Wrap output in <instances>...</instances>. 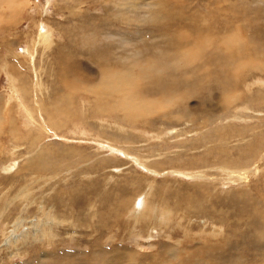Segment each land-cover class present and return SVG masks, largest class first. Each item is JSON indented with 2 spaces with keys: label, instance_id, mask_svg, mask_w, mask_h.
I'll use <instances>...</instances> for the list:
<instances>
[{
  "label": "rangeland",
  "instance_id": "obj_1",
  "mask_svg": "<svg viewBox=\"0 0 264 264\" xmlns=\"http://www.w3.org/2000/svg\"><path fill=\"white\" fill-rule=\"evenodd\" d=\"M35 23L52 44L30 52ZM118 67L128 86L96 99ZM0 69V264H264V143L246 174L233 157L250 136L226 135L256 127L264 141V0H2ZM24 94L55 131L24 125ZM122 100L141 113L126 118ZM52 217L50 245L22 246Z\"/></svg>",
  "mask_w": 264,
  "mask_h": 264
},
{
  "label": "bare ground",
  "instance_id": "obj_2",
  "mask_svg": "<svg viewBox=\"0 0 264 264\" xmlns=\"http://www.w3.org/2000/svg\"><path fill=\"white\" fill-rule=\"evenodd\" d=\"M1 1L2 0H0V3H1ZM10 6V5H9ZM10 8V7H9ZM14 8V7H13ZM38 24V23H37ZM34 27H35V32H36V35H35V32L33 33V39H32V45L33 46H30L29 47V50H30V52L31 51H34V48H35V46L37 45L36 44V41H38L39 42V46H45L46 44L48 45V48L50 47V45L52 44V42H49L50 41V38H49V34H47L46 33V31H44L42 28H38L37 27V25H36V23H35V25H33ZM227 38V37H226ZM6 46H7V44H6ZM46 48H47V46H46ZM37 51V50H36ZM33 53V52H32ZM13 55V54H12ZM30 55V54H29ZM36 55V54H35ZM34 55V56H35ZM17 56V55H16ZM32 56V55H31ZM48 58V57H47ZM186 58V57H185ZM16 59H18V58H16ZM44 59V58H43ZM9 59L8 58H6V61H8ZM18 60H20V59H18ZM23 60V59H22ZM30 60H31V58H30ZM2 61H3V58H2ZM9 62V61H8ZM47 62V61H46ZM25 63H26V61H25ZM5 64V63H4ZM19 64H22V65H25V66H27V64H24V61H19ZM3 65V64H2ZM7 65V64H6ZM10 65V64H9ZM40 65V64H39ZM124 66V65H123ZM190 66V65H189ZM41 68V67H40ZM39 68V69H40ZM120 67H118L117 69H115L116 70V72H114V73H117L116 75H117V77H116V75H115V77H114V73H111L110 71V73H111V75L113 74V77L115 78H113L111 75H110V73H107L106 74V70L105 71H102L103 72V74H104V76H101L102 74H99L100 75V77H99V81H98V83H97V86H96V90L95 89H93V90H91V92L94 94V96L96 97V99H98V97H101V99H103V95L104 94H106V95H113V94H116V89H115V83L117 82L118 84L121 82L123 85H124V87H126V86H128V84H129V77H130V74H129V71H124V72H122L121 70L124 68H120L121 70H118ZM235 68V67H234ZM38 69V68H37ZM36 69V70H37ZM42 69V68H41ZM224 69V68H223ZM1 70V69H0ZM31 70V69H30ZM103 70H104V68H103ZM118 70V71H117ZM12 71V70H11ZM45 71V70H44ZM228 71V70H227ZM235 71H236V69H235ZM234 71V72H235ZM239 71V70H238ZM21 71L19 70V67H17V72L16 73H20ZM28 72V71H27ZM101 72V71H100ZM108 72V71H107ZM213 72V71H212ZM233 72V73H234ZM245 72V71H244ZM244 72H242V73H244ZM15 73V74H16ZM26 73V72H25ZM28 73H30L31 74V71H29ZM43 73V72H42ZM216 73V72H215ZM232 73V72H231ZM235 73H237V72H235ZM241 73V72H240ZM13 74V73H12ZM11 74V75H12ZM35 74H37V73H35ZM219 74V73H218ZM223 74V73H222ZM26 75V74H25ZM41 75V74H40ZM220 75V74H219ZM211 76V75H210ZM236 76V75H235ZM238 76H242V75H238ZM19 77H21V76H19ZM22 77H24V75L22 76ZM28 77V76H27ZM188 77V76H187ZM199 77V76H198ZM202 77V76H201ZM212 77V76H211ZM217 77V76H216ZM33 78V77H32ZM38 78V77H37ZM42 78V77H41ZM186 78V77H185ZM241 78V77H240ZM15 79V78H14ZM203 79V78H202ZM224 79V78H223ZM8 80H9V78H8ZM38 80H41V79H39L38 78ZM199 82H200V80L199 79H197ZM233 80V79H232ZM13 81V80H12ZM203 81H207V80H204L203 79ZM218 81H219V79H218ZM243 81V80H242ZM32 82H33V80H32ZM194 82V81H193ZM198 82V83H199ZM222 82V81H221ZM37 83H38V81H37ZM92 83V82H91ZM219 83V82H218ZM223 83V82H222ZM225 83V82H224ZM227 83V82H226ZM235 83V82H234ZM13 84H15V83H13ZM28 84H30V83H27V85ZM33 84V83H32ZM43 84H45V83H43ZM191 84V83H190ZM203 84V83H202ZM21 85V84H20ZM47 85V84H46ZM45 85V86H46ZM188 85V84H187ZM192 85V84H191ZM223 85V84H222ZM221 85V86H222ZM228 85V84H227ZM226 85V86H227ZM24 87H25V85H23ZM39 86V85H38ZM41 86V85H40ZM112 86H114V87H112ZM42 87V86H41ZM48 87V86H47ZM224 87V86H223ZM27 88V87H26ZM20 90H21V88H19ZM28 89V88H27ZM74 89H75V87H74ZM221 89H223V88H221ZM242 89V88H241ZM23 90V89H22ZM21 90V91H22ZM87 90V89H86ZM18 91V90H17ZM25 91V90H24ZM28 91V90H27ZM41 91V90H40ZM211 91V90H210ZM19 92V91H18ZM19 93H22V92H19ZM118 93H119V91H118ZM10 94V93H9ZM25 95V94H24ZM7 96V95H6ZM11 96V95H10ZM43 96V95H42ZM12 97V96H11ZM22 96H20V98H21ZM60 98H62V97H60ZM107 98H108V96H107ZM232 99H228L227 100V98L224 100V101H222L221 102V105H219L218 104V107H220V108H222V109H230V108H235V106L236 105H234V103L236 102V99L237 98H233V97H231ZM262 98V97H261ZM6 99H7V97H6ZM22 99V98H21ZM26 99V100H25ZM25 99L23 98V102L26 104V108L27 109H24L25 111H27L26 112V117H24V120H25V123H24V125L26 126V127H28V129H31V127H30V124H31V122L35 125V127L37 128L36 129V132H37V134L38 135H40L39 137H41L42 136V134L45 132V133H49V132H53V131H55L56 130V126H55V124H54V122L53 121H51V116H50V113L48 112V107L44 104V102H43V100H42V98H41V101L38 103V104H31L30 103V99L28 100L27 98H26V95H25ZM113 100V99H112ZM106 101H108V100H106ZM239 101H240V99H239ZM21 102V101H20ZM34 102V101H33ZM32 102V103H33ZM262 102V101H261ZM264 102V101H263ZM53 103V102H52ZM107 104H109V103H107ZM261 104V103H260ZM11 105H12V103H11ZM104 105V104H103ZM258 105H259V103H258ZM100 106H102V104L101 105H99V107ZM114 106H115V109H116V107H118V108H120V110L122 111V113H123V115L126 117V118H128V119H131V118H134V117H137L140 113H141V111H142V107H141V104L140 103H134V104H132L131 102L130 103H128V105L125 103V101L124 100H122L121 102H118V103H114ZM23 107V106H22ZM60 107V106H59ZM108 107L109 108H112L113 107V105H108ZM237 107V106H236ZM106 108V107H105ZM20 109H21V107H20ZM23 109V108H22ZM72 109H73V105L71 104V103H69L68 104V107H67V111L68 112H70L71 113V111H72ZM99 109V108H98ZM97 109V112L96 113H98L99 114V112H101L102 111V108H101V110L99 109L98 110ZM109 110V109H108ZM117 110V109H116ZM150 110V109H149ZM12 111V110H11ZM20 111H22V110H20ZM13 112V111H12ZM16 112V114H17V112H19V110H16L15 111ZM73 112V111H72ZM119 112V111H118ZM8 113V112H7ZM59 113H62V111L60 110L59 111ZM74 113H76V110L74 111ZM74 113H73V115H74ZM1 114V113H0ZM19 114H21V113H19ZM9 117L11 116V114H7ZM22 115V114H21ZM58 115H60V114H58ZM103 115H108V113L106 112V113H103ZM236 115V114H235ZM1 116V115H0ZM82 116V115H81ZM95 116H97V115H95ZM72 116H70V115H67V114H65V116H64V118H63V121L61 122V123H59V124H65L66 123V120H70V118H71ZM241 117V116H240ZM236 117H233L232 119H235ZM3 118H1L0 117V137H2V135H3V133H2V130H3V128H2V125H1V122L3 123V121H5V119H6V117L4 116V120H2ZM10 119V118H9ZM22 119V118H21ZM237 119H238V117H237ZM245 119V118H244ZM12 120V119H11ZM58 120V119H57ZM61 120V119H60ZM9 122H10V120H8ZM241 121H243V120H241ZM21 122H22V120H21ZM189 122V121H188ZM17 125H18V122H15ZM33 126V125H32ZM257 127H258V125H256ZM34 127V126H33ZM75 127V129H76V131L77 130H81L80 128H78V125L77 126H74ZM80 127V126H79ZM58 128V127H57ZM235 130V129H234ZM255 130H256V127H254V128H251V129H249V130H245V128L244 129H240V130H238V131H236V133L235 132H230V133H227L226 135L228 136L229 134H233L234 136H236V138L237 139H239V138H244L245 136H247V135H249L250 137H248L249 138V142L250 143H248V146H247V153H249L250 154V156L246 153V154H242V155H239V156H237V157H233V159L234 158H237V159H239V160H242V164H241V167H243V166H245V168H246V170H244L245 172H246V174H248V172H251V171H253L254 170V168L253 167H250L249 165L250 164H252L251 162L253 161V160H256L257 159V157L259 156V154L261 153V149H258V144L259 143H264V141H262V134H263V130H261L259 133L258 132H256V133H258V134H256L255 133ZM257 130H258V128H257ZM9 132H10V134L12 135V137H13V139L15 138V135H14V133L16 132H18V128H17V126L16 125H14V124H11V125H9ZM30 132V131H29ZM219 132V131H218ZM220 136V135H219ZM38 137V138H39ZM27 140V139H26ZM35 140H37V138L36 139H33L31 136L28 138V140H27V144H29V148L31 149L34 145L32 144L33 143V141H35ZM231 140H233L232 138H231ZM238 141V140H237ZM31 143V144H30ZM227 145H228V143H227ZM263 145V144H262ZM232 148V147H231ZM246 148V147H245ZM235 151V150H234ZM219 152V151H218ZM228 153V155H233L234 154V152H233V150H228V151H226V152H222V153H220L221 155H222V157L220 156L219 157V162L218 163H220V164H226L225 162H226V160H228V159H226L225 158V160H224V156H226V154ZM245 155H247V156H245ZM264 156V154H262V155H260L259 157H258V159L259 158H261V157H263ZM243 157V158H242ZM206 158V157H205ZM228 158L229 159H231V160H229V162L230 161H232L233 159H232V157H229L228 156ZM254 162V161H253ZM262 162H264V161H262ZM217 164V163H216ZM230 164V163H229ZM229 164H228V166H229ZM231 164H233V165H239V163L237 164V162L236 161H234L233 160V162L231 163ZM263 164V163H262ZM15 166V165H14ZM141 166V165H140ZM189 167V166H188ZM234 166H232L231 167V165H230V168L229 169H232ZM190 168V167H189ZM209 168V167H208ZM216 168H217V166H216ZM237 169H238V167H237ZM217 170L220 172V174H223V173H225V174H227V179L228 178H230L231 179V177L233 178V176L236 174H238V176H244L245 174H244V171H238V170H234V169H232V171H230V170H228V169H225V167L224 166H221V167H219V165H218V168H217ZM234 170V171H233ZM204 173V172H203ZM228 173L230 174V175H228ZM252 173V172H251ZM255 173H257V171L255 170ZM197 174V173H196ZM193 176H195V174L193 175ZM203 177L202 178H204L205 176H204V174L202 175ZM247 176V175H246ZM253 176V175H252ZM207 177V176H206ZM218 177V176H217ZM245 177V176H244ZM257 177V176H256ZM196 178V177H195ZM221 178V177H220ZM219 178V179H220ZM235 178V177H234ZM240 178V177H239ZM205 179V178H204ZM208 179V178H207ZM242 179V180H241ZM245 179V178H244ZM243 179V177L242 178H240V180H241V182L243 181H246V180H244ZM249 179V178H248ZM221 180V179H220ZM237 180V179H236ZM239 183V182H238ZM244 184H246L245 182H244ZM245 189H246V185H245ZM242 192V191H241ZM240 192V190H239V193H241ZM244 193H246V192H244ZM248 193V192H247ZM248 195V194H247ZM251 196V195H250ZM249 196V197H250ZM251 198H252V196H251ZM21 202V201H20ZM31 202V201H30ZM125 202V201H124ZM10 204H13L12 202L10 203ZM24 205V204H23ZM25 206V205H24ZM165 207V206H164ZM135 209V208H134ZM165 209H167V207H165ZM138 210V209H137ZM24 213V212H23ZM25 213H26V211H25ZM142 213V212H141ZM164 213H166V211L165 210H163V214ZM173 216V215H172ZM25 217H27V216H25ZM220 218V217H219ZM164 219V221L163 222H161V223H167V220H165V218H163ZM162 219V220H163ZM261 219V218H260ZM172 220V219H171ZM248 220V219H247ZM250 220V219H249ZM264 220V219H263ZM24 220H22L21 222H23ZM168 221H170L169 219H168ZM39 222V221H38ZM41 223V224H40ZM40 223H35L34 225H30L31 226V229H27V233H26V235H24L23 237H22V246H27L28 244L29 245H31V244H34L35 242L37 243V242H45L44 243V245H50L49 244V242L48 241H53V239L57 236V235H55V234H53V233H50V229H52L53 227H55L56 225H57V219L55 218V217H52V218H50L49 220L48 219H46L44 222H41L40 221ZM23 223H20L19 221H17V222H15L14 223V225L15 226H21ZM8 225V224H7ZM10 225V224H9ZM247 225H248V223H247ZM25 229V228H24ZM34 229H36V230H34ZM42 229H44V230H42ZM45 229L47 230L48 229V231H45ZM30 231V233H28ZM11 241H12V239H11ZM1 242V241H0ZM10 242V241H9ZM258 242H259V244L261 243V244H264V233L259 237V240H258ZM3 243V242H2ZM16 246H17V244H16ZM20 246V245H19ZM111 249V248H110ZM109 249V250H110ZM2 250V249H1ZM11 250V249H10ZM9 250V251H10ZM17 250V249H16ZM94 250V249H93ZM3 251V250H2ZM8 251V250H7ZM114 251H115V249H114ZM116 252V251H115ZM117 252H118V250H117ZM116 252V253H117ZM55 254V253H54ZM11 255V254H10ZM13 256V255H12ZM22 256V255H21ZM38 256V255H37ZM39 257V256H38ZM108 260V259H107ZM107 260H104V259H102L101 261H100V259L98 260V261H95L94 263L95 264H108L107 263ZM71 264H72V262H71ZM77 264H80V263H77Z\"/></svg>",
  "mask_w": 264,
  "mask_h": 264
}]
</instances>
